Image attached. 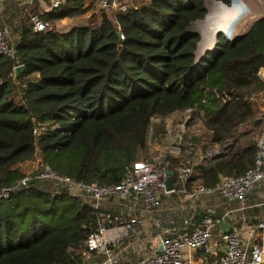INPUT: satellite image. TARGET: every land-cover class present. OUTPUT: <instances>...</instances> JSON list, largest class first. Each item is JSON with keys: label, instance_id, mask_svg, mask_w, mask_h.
Masks as SVG:
<instances>
[{"label": "trees", "instance_id": "obj_1", "mask_svg": "<svg viewBox=\"0 0 264 264\" xmlns=\"http://www.w3.org/2000/svg\"><path fill=\"white\" fill-rule=\"evenodd\" d=\"M206 1H137L126 13H103L99 24L64 32L61 21L92 11L95 18V5L68 0L42 12L44 33L33 31L29 15L19 19L16 39L9 38L15 57L0 55V189L23 178L20 167L37 158L77 183L117 185L150 155L155 119L197 108L212 132L203 151L223 152L197 165L185 187L177 169L195 163L199 139L177 156L164 154L175 188H214L221 176L251 169L263 134L254 124L264 115V17L233 40L220 35L197 62L201 36L189 28L205 19ZM39 12L36 3L29 14ZM104 220L90 201L32 182L0 204V264H86V240Z\"/></svg>", "mask_w": 264, "mask_h": 264}, {"label": "built area", "instance_id": "obj_2", "mask_svg": "<svg viewBox=\"0 0 264 264\" xmlns=\"http://www.w3.org/2000/svg\"><path fill=\"white\" fill-rule=\"evenodd\" d=\"M68 0H0V13H4L15 3L22 8V18L29 15V22L35 33H44L49 29L48 24L42 18V12H53L64 8ZM84 7L94 4L102 13H126L131 7L128 0H77ZM39 3L40 12L29 14L32 6ZM22 20V19H21ZM20 20V22H21ZM15 24L19 19L14 20ZM0 28V55L14 58L15 48L10 44V24L5 20ZM20 36V35H19ZM18 36V37H19ZM233 36L226 35L225 38L233 40ZM123 39V36H122ZM258 77L264 83V66L258 71ZM204 111L201 108L188 109L181 113V120L178 124L168 130L169 134L175 138V144L171 147L164 146L163 154H180L182 146H190V142H184L186 133L190 126H195L197 121H203ZM170 127V126H169ZM208 137L211 135L207 128ZM191 140V138H190ZM189 140V141H190ZM153 143V138L149 137V146ZM193 150L197 159L196 164L181 165L177 169L179 182L186 186L188 181L195 175V168L199 164H205L206 160L221 154L220 149H210L208 151L197 150L196 144ZM199 151V152H197ZM223 152V151H222ZM163 157L159 160L142 159L127 168L123 181L117 185H99L77 183L70 178L63 177L56 173L51 166L37 160V165L25 174L23 178L14 185L0 189V204L10 199V197L21 190L30 187L32 182H52L58 191H67L69 194L78 196L82 194L96 208H99L106 198L119 201L126 200L134 193L142 199L148 211L158 210L162 207L163 196L175 193L177 189L174 185L173 191L167 190V180L169 178L166 167L168 163L163 162ZM264 184V134L259 140V152L254 160V166L245 174L239 177L221 176L218 185L214 188L196 186L191 191L179 190L186 200H196L201 196L218 195L229 202H238L239 210L243 213L255 208L264 207V202L254 204L251 197L254 191ZM136 220H130L120 226H109V221L99 223L96 230L88 237L85 247L88 252H103L109 257V262L115 264L114 250L124 243L133 231ZM217 222L212 215L204 217L202 224L193 231H185L178 235H165L160 239V250L153 256L140 259L133 264H186L185 253L205 252L216 257V264H264V221H261L251 228L252 233L260 232L262 243H251L245 245L243 242V231L241 229L229 230L227 233H216ZM219 256V258H218Z\"/></svg>", "mask_w": 264, "mask_h": 264}, {"label": "crops", "instance_id": "obj_3", "mask_svg": "<svg viewBox=\"0 0 264 264\" xmlns=\"http://www.w3.org/2000/svg\"><path fill=\"white\" fill-rule=\"evenodd\" d=\"M49 1L50 0L46 2ZM11 4L12 7L8 8V10L10 14H16L17 16L9 22L10 38L16 39L15 30L18 28H16V25L19 26V23L15 24L14 20L17 17L18 19H23L22 8L15 3ZM173 115H179L181 117L179 113ZM175 123L178 122L176 121ZM155 125L156 124H152L151 127V136L153 138L152 145L153 148L163 150L162 145L164 144V140L174 137L169 134L171 132L168 130L170 125ZM189 140L190 138L185 135L184 142L186 143L187 141V143H189ZM162 153L161 158H164V154ZM146 159L150 158L147 157ZM37 160H39V158L26 163L23 169L26 168L27 165L34 164ZM154 160L155 159H152V161ZM196 175L197 173L194 176ZM176 183H178V180ZM196 186L198 185L194 182L193 189ZM263 194L264 184L254 191L251 202L254 204L264 202ZM78 196L82 197L84 200H88L80 193ZM216 198H219V200H216ZM100 210L101 215L105 218L104 221H109L111 226H120L127 221L136 220L132 233L124 243L117 246L114 250L115 264H133L142 258L153 256L160 250V239L163 236H174L187 230L193 231L198 228L202 224V222L197 223L195 220L196 216L199 214H204L205 216L212 215V217L219 222L216 228L217 234L224 232L222 223H226L229 226V230L241 229L243 231V242L247 246L251 243H262L263 238L260 232L252 233L251 231L254 225L264 221L263 207L251 209L243 213L239 210L238 202H229L218 195L201 196L196 200H186L181 191L177 190L175 193L163 196L162 207L160 209L148 211L142 199L132 193L129 198L122 201L112 198L104 199L100 206ZM211 261L216 263V257L205 252L187 251L185 253L186 264H210ZM86 264L111 263L109 262V257L103 252H88L86 254Z\"/></svg>", "mask_w": 264, "mask_h": 264}, {"label": "rangeland", "instance_id": "obj_4", "mask_svg": "<svg viewBox=\"0 0 264 264\" xmlns=\"http://www.w3.org/2000/svg\"><path fill=\"white\" fill-rule=\"evenodd\" d=\"M128 1L130 4V7L132 8L136 5L135 3L137 1L146 2L148 0H128ZM236 1L243 4V10L244 11L241 9H238L239 11H243V16L239 19V21L237 23H235L231 27V29L229 30L230 32H226V30L219 29L215 33L216 34V42L218 41L217 39L220 35H222L223 36L222 38H224L229 33L228 35L233 36L232 37V39H233L236 36L247 32L249 30V28L251 27V25L256 20H258L262 16H264V0H236ZM236 1L234 0L231 5H229V6L226 5V6L233 7L234 2H236ZM90 5L91 4H88L85 7H88ZM94 8H95V14H96L95 18L93 17V11H92V12L88 13L87 15L79 16V17L72 18V19H66V21H64L58 25L59 30L61 32H64V31H69L71 28H73L75 26H86L88 24L96 25L97 23L98 24L101 23L103 20V15H102L103 13L100 12L96 6ZM245 10H246V12H245ZM209 12H208V15H209ZM113 14H115V13L114 12L108 13V15H110V16ZM10 15L11 14H10L9 10L5 11L2 14L0 13V24H2L4 20L7 23H9L10 20L12 19V17H10ZM16 19H18V17ZM261 110L264 112V94H262V98H261ZM173 116H175V117H173ZM173 116H169L166 118H158V119L153 121V124H156L155 126H157L158 124H166V126L170 125V128H171L172 126L178 124L181 120L179 115H173ZM176 121L178 123H175ZM261 125H262V130H263L262 133L264 134V121ZM162 126H164V125H162ZM186 135H187V137H189L191 139L192 138H198L200 142L197 144L198 148H196V149L203 151V147H206V145H207L208 133L206 131V125L202 120L197 121V124L195 126H190L189 131L186 133ZM261 136H260V138H261ZM260 138H259V140H260ZM174 144H175L174 138L165 139L164 144L162 145V149L165 145L168 147H171ZM149 147H150V155L148 157L150 159L159 160V158H161V153L164 151V149L158 150L156 148H153L152 144ZM197 152H199V151H197ZM193 161H195L194 164L197 163L196 158H194ZM37 163L38 162H35L32 165H27V167L24 169H23V166H25V165H23L20 167V169L26 174L29 171H31L33 168H35ZM217 199L219 200V198H216V200ZM263 210H264V207H263Z\"/></svg>", "mask_w": 264, "mask_h": 264}, {"label": "bare ground", "instance_id": "obj_5", "mask_svg": "<svg viewBox=\"0 0 264 264\" xmlns=\"http://www.w3.org/2000/svg\"><path fill=\"white\" fill-rule=\"evenodd\" d=\"M238 9L243 10V4L237 1L234 2L233 7H228L225 4L218 2L210 3V12L207 18L205 20L196 22L194 25L195 30L199 31L202 36V42L197 54L199 57L203 56L207 51L215 47V33L219 29L230 32L229 30L231 29V27L239 21V19L243 16L244 10L239 11Z\"/></svg>", "mask_w": 264, "mask_h": 264}, {"label": "water", "instance_id": "obj_6", "mask_svg": "<svg viewBox=\"0 0 264 264\" xmlns=\"http://www.w3.org/2000/svg\"><path fill=\"white\" fill-rule=\"evenodd\" d=\"M212 2H216V1H213V0H207L206 1V9L208 10V12H209V6H210V3H212ZM218 3H222V2H218ZM207 16H208V14L206 15V17H205V19L207 18ZM264 17V16H263ZM263 17H261V18H263ZM260 18V19H261ZM259 20V19H258ZM198 21H202V20H197L196 22H198ZM257 21V20H256ZM196 22H194V23H192L191 24V26H190V28H189V31L190 32H194V33H197V34H199L200 36H201V34H200V32L199 31H197V30H195V28H194V25H195V23ZM118 38L121 40L122 39V34L121 33H118ZM201 42H202V36H201V40H200V42H199V44H198V49H197V52H196V57H197V62L202 58V57H204V55L208 52H206L203 56H201V57H199L197 54H198V50H199V47H200V44H201ZM217 43H218V41L216 42V45H217ZM216 45H215V47H216ZM215 47L213 48V49H215ZM213 49H210L209 51H212ZM24 70V66H19V67H17L16 69H15V79H18L19 78V76H20V74H21V72ZM263 121H264V115L262 116V118H260V119H258L256 122H255V126H259V125H261L262 123H263ZM168 175H169V178H168V180H167V190L168 191H173L175 188H174V185H173V183H172V177H173V175H174V173L172 172V171H168ZM222 227H223V230H224V232H228L229 231V226L226 224V223H222Z\"/></svg>", "mask_w": 264, "mask_h": 264}]
</instances>
